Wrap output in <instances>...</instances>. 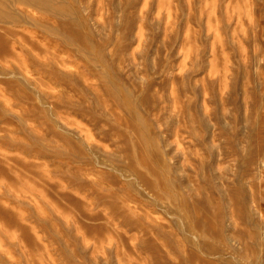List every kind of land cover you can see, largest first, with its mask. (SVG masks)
I'll use <instances>...</instances> for the list:
<instances>
[{
  "label": "clouds",
  "instance_id": "9594fccd",
  "mask_svg": "<svg viewBox=\"0 0 264 264\" xmlns=\"http://www.w3.org/2000/svg\"><path fill=\"white\" fill-rule=\"evenodd\" d=\"M0 264H264V0H0Z\"/></svg>",
  "mask_w": 264,
  "mask_h": 264
}]
</instances>
